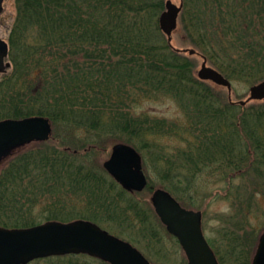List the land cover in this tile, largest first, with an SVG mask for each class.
<instances>
[{
    "label": "trees",
    "instance_id": "16d2710c",
    "mask_svg": "<svg viewBox=\"0 0 264 264\" xmlns=\"http://www.w3.org/2000/svg\"><path fill=\"white\" fill-rule=\"evenodd\" d=\"M165 1L14 0L0 121L46 117L56 126V143L35 144L7 163L0 176L2 226L84 219L116 233L126 229L118 235L137 231L130 240L159 242L162 225L150 203L93 166L100 144L117 138L143 155L146 193L156 172L160 187L199 210L196 195L216 184L230 213L209 242L220 264H251L258 240L251 221L261 206L256 197H264V102L231 105L195 77L191 58L160 31ZM183 2L181 27L213 68L232 81L264 80V0ZM161 98L174 100L183 118L137 114L135 106ZM161 137L183 144L176 156L158 145ZM32 264L106 263L70 255Z\"/></svg>",
    "mask_w": 264,
    "mask_h": 264
},
{
    "label": "water",
    "instance_id": "95a60500",
    "mask_svg": "<svg viewBox=\"0 0 264 264\" xmlns=\"http://www.w3.org/2000/svg\"><path fill=\"white\" fill-rule=\"evenodd\" d=\"M4 1L0 0V14L3 12ZM182 9V3L177 6L167 0L165 11L159 18L160 29L170 46ZM177 51L190 56L197 54L193 49ZM8 55V44L0 39V74L9 68V64H5ZM197 77L226 88L231 100V82L217 70L207 66L206 59L197 71ZM252 100H264V81L251 87L249 99L239 104L245 106ZM52 132L50 120L44 117L0 121V164L17 149L34 142L48 141ZM103 166L115 182L128 192H142L147 186L142 157L132 146L121 143L114 145L109 160ZM151 203L168 233L179 240L188 264H219L204 237L201 212L183 208L164 189L154 191ZM66 255H87L109 264H150L136 248L90 221H51L19 230L0 227V264H29L36 259ZM252 264H264V231L259 238Z\"/></svg>",
    "mask_w": 264,
    "mask_h": 264
},
{
    "label": "rangeland",
    "instance_id": "374dc122",
    "mask_svg": "<svg viewBox=\"0 0 264 264\" xmlns=\"http://www.w3.org/2000/svg\"><path fill=\"white\" fill-rule=\"evenodd\" d=\"M173 3L176 5H180L181 0H172ZM16 11H15V5L14 0H6L4 5V12L0 16V37L8 40V33L9 29L13 23V20L15 18ZM181 20L179 21V25L177 27V30L173 33V39H172V45L174 48H177L179 50H185V49H194L191 45L189 40V37L187 33H185L181 27ZM165 37V36H164ZM187 58H191V62L193 61L195 64V70L194 74L197 78V71L200 70L201 65L203 63V60L200 56H190L189 54H183ZM207 65L212 67L209 62H207ZM198 79V78H197ZM232 100L237 101H244L246 102L249 99L250 96V88L253 86L251 84H247L241 81H232ZM210 86L215 87L217 92V95H223L225 96L227 100H229V93L226 88L218 87L210 82H207ZM39 89V87H38ZM260 102H247L245 106L251 107L253 105H257ZM132 107V106H131ZM135 110L137 114L139 113H147L152 117L157 118H166V119H182L183 115L181 114V111L177 104L174 102V100L170 98H161L159 101H143L138 107L135 106ZM133 111V108H132ZM178 119V120H179ZM56 126L53 125V134L55 132ZM77 138L81 139L84 138V134L81 132H78L76 134ZM53 137V136H52ZM51 145H54L56 142L55 140L49 141ZM122 143L119 141V139H111L107 140L106 143H101L100 146L102 148L97 151L96 153L92 154V160H93V166L97 169H103V164L106 162L111 154V148L114 144ZM157 143L161 148L167 149V154L170 156H176V149L178 147H183V144L179 142L177 139L172 137H161L157 139ZM42 144V143H39ZM34 145H27V147L17 151L11 158L5 160V162L0 165V176L2 175V172L4 168L6 167L7 163L13 159L17 154H20L24 152L25 150H29L31 148H34ZM64 150L63 148H61ZM136 149V148H135ZM139 152V151H138ZM140 153V152H139ZM141 154V153H140ZM142 158L143 155L141 154ZM143 169L149 179V170L145 167L144 164V158H143ZM151 178H153V189L162 188L158 185L159 181L156 178V172L150 175ZM203 179L208 180L209 176L208 174H204L202 176ZM155 183H157L155 185ZM216 184H210L207 188H203L197 195V202L201 204L202 207L199 208V211L202 212L203 218V231L205 233V236L208 240H216L218 234L216 231L221 226L220 219L224 216L230 213L228 204L223 201L220 198L221 191L220 189H216ZM136 198L139 200H150L151 193H146L145 191L143 193L135 194ZM257 200H260L261 206L259 207V210L257 211V216L255 215V219L251 221V230H256V237L258 238L261 232L264 229V197L257 196ZM41 209V208H39ZM41 219H39L40 221ZM102 228L110 231L112 234L118 236L119 238L130 242L134 247H136L138 250H140L146 258L151 262V264H187V260L185 257V254L180 247L179 243L176 241L175 238L170 236L165 228L159 227V238L161 239L159 242H154L150 238H142L140 242L136 240H130V238H134L137 233V231L134 232V234H131L129 231L125 232V235H118V230H122L125 228L119 227L116 232H112L111 230L107 229V227L104 224H98ZM231 226H229V229ZM126 230V229H125ZM129 240V241H128Z\"/></svg>",
    "mask_w": 264,
    "mask_h": 264
}]
</instances>
